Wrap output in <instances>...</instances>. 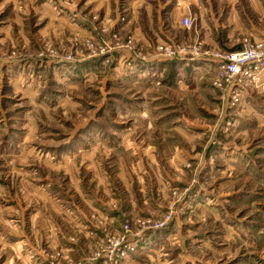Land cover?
Here are the masks:
<instances>
[{
    "label": "rangeland",
    "instance_id": "374dc122",
    "mask_svg": "<svg viewBox=\"0 0 264 264\" xmlns=\"http://www.w3.org/2000/svg\"><path fill=\"white\" fill-rule=\"evenodd\" d=\"M254 42L264 0H0V264H264Z\"/></svg>",
    "mask_w": 264,
    "mask_h": 264
},
{
    "label": "built area",
    "instance_id": "2783aa9c",
    "mask_svg": "<svg viewBox=\"0 0 264 264\" xmlns=\"http://www.w3.org/2000/svg\"><path fill=\"white\" fill-rule=\"evenodd\" d=\"M181 24L184 27L191 26L189 17H182ZM188 55L196 54V48H190L186 51ZM226 77L234 79L237 77H251L255 83L264 82V46L262 43L254 42L246 44L245 47L225 58Z\"/></svg>",
    "mask_w": 264,
    "mask_h": 264
}]
</instances>
